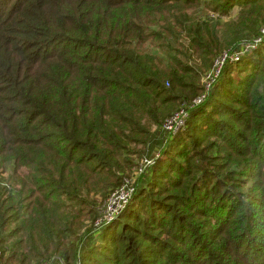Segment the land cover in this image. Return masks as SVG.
Returning <instances> with one entry per match:
<instances>
[{"label":"trees","instance_id":"16d2710c","mask_svg":"<svg viewBox=\"0 0 264 264\" xmlns=\"http://www.w3.org/2000/svg\"><path fill=\"white\" fill-rule=\"evenodd\" d=\"M263 27L264 0H0V261L264 264V35L161 128ZM141 156L91 235L92 200Z\"/></svg>","mask_w":264,"mask_h":264},{"label":"built area","instance_id":"2783aa9c","mask_svg":"<svg viewBox=\"0 0 264 264\" xmlns=\"http://www.w3.org/2000/svg\"><path fill=\"white\" fill-rule=\"evenodd\" d=\"M264 35V27L260 29V36L253 41V43H246L242 45L238 50H227L216 56L211 64V68L206 71L202 77V93L193 99L188 106L180 108L171 116L166 118L161 128L170 136H175L180 133L186 126V122L189 117V110L200 106L208 97L212 87L218 81L221 76L224 67L228 64L238 62L247 53L256 49L258 44L262 40ZM152 161L144 159L142 168L149 167ZM135 189L130 181L124 179L119 187H117L104 201L101 213L93 221L92 227L95 231H98L113 222L115 218L126 208ZM0 264H3L0 261ZM43 264H50L48 262Z\"/></svg>","mask_w":264,"mask_h":264},{"label":"rangeland","instance_id":"374dc122","mask_svg":"<svg viewBox=\"0 0 264 264\" xmlns=\"http://www.w3.org/2000/svg\"><path fill=\"white\" fill-rule=\"evenodd\" d=\"M238 10H237V8L236 7H233L232 8V10H231V14H232V16L234 15V14H236V12H237ZM223 21H225V19L224 20H221V22H223ZM227 51V50H226ZM241 59H243V58H241ZM240 59V60H241ZM239 60V61H240ZM212 61H213V59H212ZM212 61H211V63L209 64V66H208V69L206 70V71H208L210 68H211V64H212ZM238 61V62H239ZM238 62H236V63H238ZM233 64H235V63H233ZM203 71V70H202ZM202 83V82H201ZM166 87H168V85H166ZM190 102V101H189ZM189 102H186V104L184 105V106H179L173 113H175L176 111H178L180 108H182V107H185L186 105L188 106V104H189ZM211 108H213V107H211ZM172 113V114H173ZM190 114V113H189ZM189 118V117H188ZM184 130V129H183ZM182 130V131H183ZM156 149V148H155ZM155 149H154V151H155ZM158 149V148H157ZM159 154H160V152H158V153H156L155 155H156V157L158 158L159 157ZM146 158V156H141L139 159H137L136 161H135V163H136V166H135V168L134 169H132V172L129 174V175H127L124 179H126L127 181H130L131 183H132V186L134 187V189H135V191H136V185L138 184L139 185V181H138V179L141 177V174H145V175H147V168L148 167H146V168H142V165H143V160ZM156 158V159H157ZM147 160H150V159H148L147 158ZM150 161H152V163H151V165L150 166H152L153 164H154V162H155V160H150ZM149 166V167H150ZM123 179V180H124ZM122 183V182H121ZM121 185V184H120ZM119 185V186H120ZM118 186V187H119ZM115 190V189H114ZM113 190V191H114ZM112 190H110V191H108V193L107 194H105L104 196H98L97 198H95L94 200H92L91 198H89L88 199V201H91L92 200V203H93V206L92 207H94L93 209L95 210V217L97 218L98 216H99V214L101 213V210H102V207H103V204H104V201H105V199L107 198V196L108 195H110L112 192H111ZM111 192V193H110ZM125 210V209H124ZM123 210V211H124ZM122 211V212H123ZM122 212L115 218V220L122 214ZM114 220V221H115ZM112 223V222H111ZM110 224V223H109ZM108 224V225H109ZM107 226V225H106ZM92 230V232L90 233L91 235H94V234H92V233H99L100 231H95V230H93V228H91ZM92 239H93V242H98V243H100V240H99V235H95L94 237H92ZM43 264V263H42Z\"/></svg>","mask_w":264,"mask_h":264}]
</instances>
